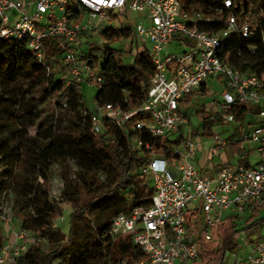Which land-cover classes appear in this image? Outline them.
<instances>
[{
    "label": "built area",
    "instance_id": "1",
    "mask_svg": "<svg viewBox=\"0 0 264 264\" xmlns=\"http://www.w3.org/2000/svg\"><path fill=\"white\" fill-rule=\"evenodd\" d=\"M230 10L232 0H224ZM131 13H140L134 33L142 48L149 50L155 65L147 97L142 105L125 112L112 104L98 108L92 126L99 131L100 119L122 127L134 121L139 130L149 132L164 143L180 139L172 148L173 158H153L144 169L151 176L154 195L150 208H133L113 219L110 236L113 239L131 236L142 255L134 263L121 264H194L203 258L201 239L212 241L214 229L232 210L233 216L264 209V74L246 73L223 60L221 50L226 40L253 35L249 22L240 25L236 16L225 13V27L216 32L200 29L208 21L201 14H192L183 0H0V41L25 42L48 74L51 67L44 58L46 38L64 40L61 79L66 85L90 81L99 85L102 75L92 69L86 58L77 55L74 45L95 29L104 30ZM179 33L181 41H174ZM174 50H170V46ZM216 82L222 92L205 110L220 127L231 126L228 138L211 136L207 161H213L226 148L240 145L234 153L238 163L230 162L198 169L194 164L202 143L184 136L189 119L182 101L207 84ZM205 92V93H206ZM203 93V94H205ZM249 107L238 121L237 108ZM251 115L259 121L247 120ZM249 146V148L247 147ZM149 144L142 139L134 143L135 150ZM5 167L0 158V185ZM43 182L42 180H40ZM0 200V229L11 227L15 218L12 208ZM36 218V215L33 213ZM54 228H58L56 223ZM39 237L20 228L13 240L0 243V264H21L20 259ZM241 251L226 255L225 264H264V234L244 230L235 235Z\"/></svg>",
    "mask_w": 264,
    "mask_h": 264
},
{
    "label": "trees",
    "instance_id": "2",
    "mask_svg": "<svg viewBox=\"0 0 264 264\" xmlns=\"http://www.w3.org/2000/svg\"><path fill=\"white\" fill-rule=\"evenodd\" d=\"M192 14H201L204 21L200 29L208 32L220 31L225 27V13H233L240 25L249 22L253 35L244 38L234 36L226 40L221 50L224 61L246 73L258 76L264 74V0H232L233 7L227 10L224 0H183ZM132 29L125 25L120 28L107 27L98 31L93 42L81 40L73 47L81 58H86L92 69L98 71L103 81L93 85L90 81L66 85L61 79L65 42L58 37L46 38L44 58L51 67L48 74L37 57L27 50L25 42L0 41V158L5 167L4 181L0 185V200L14 192V218L21 221V227L32 231L39 238L54 244L49 251L32 247L20 259L21 264H52L57 257H63V264H121L134 263L142 255L131 236L113 239L110 236L113 219L133 208H150L154 195L152 180L144 172L155 158H173L172 148L180 139L153 137L145 130H139L134 121L122 127L102 116L99 131L92 126L96 110L86 108L82 93L84 84L96 87L95 101L99 108L112 104L125 112L138 109L147 97L155 74V65L150 52L143 47L130 64L124 63V49H114L111 44L132 38ZM89 36V35H87ZM58 75V76H56ZM202 87L197 93L188 95L182 104H188L194 95L205 93ZM65 102V108L60 102ZM50 105L54 110L50 124L60 129L68 113L74 118L68 120L67 131L58 133L52 140L43 141L30 133ZM249 107L237 108V120L244 119ZM203 128L193 136L214 135L212 128L217 124L210 120L204 109L196 111ZM142 139L151 146L134 149V143ZM239 144L232 147L235 153ZM70 153L72 158L84 156L94 163L93 171H81L74 182L69 174V165L62 163L64 195L71 206L69 232L64 234L53 224L64 215L59 200L51 197L49 184L51 168L56 157ZM102 167L106 175V187L100 191L97 170ZM42 180L43 182H41ZM80 192H86L82 200ZM256 211L240 229L239 216L222 221L213 231L214 239H201L203 253L201 261L194 264H225V257L241 246L235 235L241 231L250 232L257 223L253 222ZM36 215V218L33 216ZM264 223V220L262 221Z\"/></svg>",
    "mask_w": 264,
    "mask_h": 264
},
{
    "label": "rangeland",
    "instance_id": "3",
    "mask_svg": "<svg viewBox=\"0 0 264 264\" xmlns=\"http://www.w3.org/2000/svg\"><path fill=\"white\" fill-rule=\"evenodd\" d=\"M141 16L140 13H131L128 17L121 18L117 20L112 27L115 28H120L121 26L125 25L126 27H129L132 29V33H134L135 26L137 23V20ZM98 31L99 29H95L93 32L90 33L89 36L85 37V41H90L93 42L95 40L98 41L99 45H102V40L97 39L98 37ZM181 36L179 33H176L174 35V41H181ZM111 47L114 49H124L126 52H131L130 54H125L124 57V63L125 64H130L133 62L135 55L142 49H140L141 43L135 39L132 44V38L126 39L123 42L119 43H114L111 44ZM146 48H150L149 44H146ZM170 50H174V46L169 47ZM58 76V75H56ZM208 91L203 94H197L194 95L193 99L191 102L188 104H183V111L186 113L188 119H189V124L183 129V134L184 136H190L196 139L198 142L202 143L203 147L202 150L205 151L204 153V159L205 161L198 157L197 161H194V164L200 169L204 162L206 164L209 163L210 166H215L217 164L225 163V162H230L232 166H235L238 163L239 157L235 155L232 151L231 148H226L223 151H221L220 154H217L214 157L213 161H207V155L208 152L210 151L211 147V142L210 139L211 137H203L201 134L193 136V132L196 130H199L201 133L203 128L201 126V119L199 118L197 114V110H200L202 108H208L212 102L215 99L220 98L222 88L216 83V82H209L207 84ZM82 93L85 98V103H86V108L81 109V113L83 115H86L87 113V108L90 110H96L99 108L98 104L95 101V95L97 93L96 87L89 85V84H84L82 87ZM61 107L64 109L65 102L61 101L60 104ZM54 110L50 105H47L44 109V114L40 121H38L35 125L31 126L29 128V131L31 134L39 137L43 141L46 140H52L55 135L58 133V131H61V133H65L67 131V126H68V120L74 118V114L68 113L67 116L63 117L65 120L63 124L61 125V128L58 130L54 127L51 126L50 122V115L52 114ZM247 120L253 121V122H258L260 119L258 116L251 115ZM214 134H220L224 138H228L231 133H232V128L231 126L228 125H223L220 127L214 126L212 128ZM249 148V146H247ZM208 162V163H207ZM65 163L66 165H69V174L71 179L75 182L78 178V174L81 171H93L94 169V163L90 159L80 156L78 158H72V155L68 152L67 154H63L62 156L56 157L54 159L52 168H51V176H50V184H49V189L51 193V197L57 199L60 201L62 208L64 209V215L62 218H59L58 220L55 221V223L60 227L63 231L64 234H68L69 232V215L71 212V206L70 203L68 202L67 198L64 195V179H63V169L61 164ZM97 178L100 181V191L101 193L104 192V189L106 187V175L100 166L97 170ZM86 192H80L79 198L82 200L86 195ZM2 203L4 206H6L8 209L13 208L15 204V195L14 192H9L6 197L2 200ZM233 216L232 210H228L225 212L224 218H228ZM250 214L246 215H241V222L239 221V227L240 229L245 227L246 221ZM264 220V209H261L260 212L255 215L253 222L257 223L256 227H254L251 231V233L255 232H261L264 234V223L262 221ZM14 226L18 227L21 225V221L18 218H15L13 222ZM19 228V227H18ZM250 233V232H249ZM8 240V239H7ZM38 247L41 248L43 251H49L54 247V244L49 242L48 240L44 238H40L38 242ZM64 258L63 257H57L53 260L52 264H63Z\"/></svg>",
    "mask_w": 264,
    "mask_h": 264
},
{
    "label": "crops",
    "instance_id": "4",
    "mask_svg": "<svg viewBox=\"0 0 264 264\" xmlns=\"http://www.w3.org/2000/svg\"><path fill=\"white\" fill-rule=\"evenodd\" d=\"M204 153L205 151H200L198 152L197 156H196V161L198 159V157L200 156V158L202 159V161L204 159ZM207 168V164L204 162V164L202 165V167L200 169H205ZM19 227V228H18ZM14 226V224H12L11 227H7V226H3L1 229H0V243H8L9 240H13L14 238V232L19 230L21 228V225L20 226ZM8 239V240H7Z\"/></svg>",
    "mask_w": 264,
    "mask_h": 264
}]
</instances>
